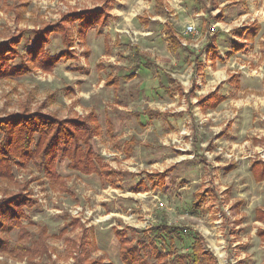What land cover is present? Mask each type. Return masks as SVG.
Masks as SVG:
<instances>
[{"label": "rangeland", "instance_id": "obj_1", "mask_svg": "<svg viewBox=\"0 0 264 264\" xmlns=\"http://www.w3.org/2000/svg\"><path fill=\"white\" fill-rule=\"evenodd\" d=\"M114 1L107 25L91 29L85 40L79 39L77 25L71 27L70 55L51 71L37 65L21 77L0 81V121L29 113L89 123L94 114L100 126L92 141L94 154L116 173L102 177L74 171L68 159L43 164L39 153L19 159L22 164L13 165L10 180L0 176V208L10 200L22 203L19 219L14 209L0 211V264H75L83 238L89 260L123 264L115 232L142 236L163 223L199 232L218 264H264V223L256 219V211L264 208V183L255 181L251 159L239 161L237 153L227 154L234 143H256L258 136L264 140V0H161L164 7L157 0ZM105 2L112 0H0V44L18 42L10 66L27 62L36 32L45 35L64 16ZM242 18L245 24L258 22L262 30L247 52L232 56L231 46L238 41L230 33ZM165 23L177 32L196 26L188 46L177 54L168 49ZM211 38L223 60L216 70L205 54ZM65 50L62 35L53 34L44 52L57 56ZM137 51L147 64L137 79L121 81L117 89L107 87L109 75L131 74ZM202 51L205 73L195 76L194 57ZM230 76L237 77L239 88ZM194 79L199 97L221 85L227 100L216 112L202 114L173 92L178 85L190 91ZM147 110L170 116L150 121L132 115ZM214 140L225 149L215 169L203 159ZM170 168L163 187L148 180ZM108 178L113 184L106 183ZM208 181L221 195L219 209L211 203L205 210L194 209L196 194ZM11 213L14 218L8 220ZM193 241L182 233L173 245L167 243L165 252H191Z\"/></svg>", "mask_w": 264, "mask_h": 264}, {"label": "trees", "instance_id": "obj_2", "mask_svg": "<svg viewBox=\"0 0 264 264\" xmlns=\"http://www.w3.org/2000/svg\"><path fill=\"white\" fill-rule=\"evenodd\" d=\"M112 3H104L99 8L92 10H84L82 12H73L62 18L61 24H56L50 32H36L34 34L35 44L28 52V60L22 63L20 67H11L10 60L14 57L13 50L18 47V42L15 44H0V81L13 77H21L25 72L32 71L37 65H40L44 70L51 71L53 65L58 61L70 55V49L74 46V34L71 30L73 25L78 26L79 39L85 40L88 32L93 28H104L111 18L110 8ZM221 16H219L220 18ZM208 23V21H207ZM262 27L258 23H253L244 28H236L231 32V35L241 41L232 44V53L238 54L245 52L255 39L258 37ZM60 34L63 37L65 52L57 56H47L44 52L46 43L50 40V36ZM169 46L173 51H177L181 47V43L172 29L168 30ZM213 39L209 42L206 49L207 57L212 61H217V47L213 43ZM203 51L195 59V71L201 73L203 64L200 57ZM201 55V56H200ZM140 66H136L135 71L123 78L109 75L106 81V86L117 89L121 79L125 82L132 81L137 77L136 71ZM182 94L184 90L178 89ZM193 94L187 95V100L190 101ZM226 100L219 91H215L206 97L200 98L198 106L203 112L214 111ZM26 114V116H12L6 120L0 121V176L10 180L12 177V169L14 164H22L19 159L24 158L29 160L31 157H36L43 164L47 162H58L62 159L69 160L70 166L74 171L84 172L85 174H98L102 177L108 175H116L115 172L108 171V167L104 165L102 159L97 153L94 154V146L92 141L97 137L100 131V126L97 117L92 114L89 119L91 124L85 120L75 119L68 122L54 121L47 116H35V114ZM147 115L152 117H162L165 114L159 112H147ZM137 117H140L138 114ZM40 117L41 120L36 119ZM34 118V119H32ZM40 121V122H39ZM111 132V131H110ZM95 133H98L94 135ZM131 142L126 148L127 153L133 152ZM32 146L35 147L32 151ZM173 172V168L166 170L163 173H154L148 176V180L155 187H163L166 177ZM54 173V172H52ZM252 173L256 182L264 181V164L254 163L252 165ZM52 178L53 175H51ZM114 178V177H113ZM109 179V178H108ZM106 183L114 182L109 179ZM113 184V183H112ZM219 200V193L214 188L196 194L194 209H203V206L208 202H216ZM14 200L6 201L5 205L0 208V211H5L9 214L14 209V213L19 219L21 213H18L20 205L14 204ZM205 210V209H203ZM7 217V219H11ZM14 218V217H13ZM12 218V219H13ZM256 219L264 222V209H259L256 212ZM5 221V219L3 218ZM21 220V219H20ZM155 231V232H154ZM131 238L123 236L120 231L115 232V236L120 242V260L123 264H218V260L213 253L205 248L206 240L199 232H192L188 228L169 227L166 223L155 227V230L143 232L140 236L137 231H133ZM182 233L192 235L194 241L192 243L191 252L178 253L170 249L165 252L167 243H174L175 238H179ZM155 234V235H154ZM122 235V236H121ZM264 237V232L260 233ZM85 239L81 240L76 246V261L75 264H98L96 260L88 259V252L85 250ZM160 242V244L157 243Z\"/></svg>", "mask_w": 264, "mask_h": 264}, {"label": "crops", "instance_id": "obj_3", "mask_svg": "<svg viewBox=\"0 0 264 264\" xmlns=\"http://www.w3.org/2000/svg\"><path fill=\"white\" fill-rule=\"evenodd\" d=\"M112 5H111V8H110V14H111V18H112V9H113V5L115 4V1L114 0H112ZM157 4H158V6H160V7H162L163 6V2L161 1V0H157ZM103 5H104V3H103ZM164 7V6H163ZM211 13V10H208L207 11V14L209 15ZM221 15V14H220ZM219 15V16H220ZM210 16V15H209ZM110 18V19H111ZM219 18V17H218ZM207 21H208V23H207ZM204 23H206V26L208 27V25H209V23H210V19H209V17L206 19V20H204ZM253 23H258V22H256V21H254V22H252V23H248V24H245L244 23V18H242V20L240 21V26L239 27H235L234 29H236V28H244V27H247V26H250L251 24H253ZM259 24V23H258ZM260 26H261V24H259ZM262 27V26H261ZM169 29H172V31H174L175 32V35H176V37L178 38V40H179V42L181 43V47H180V49H178L177 51H173V50H171L170 49V46H169V38H170V36H169V34H168V30ZM233 29V30H234ZM232 30V31H233ZM165 31H166V35H167V37H168V49H169V51L171 52V53H174V54H177L183 47H187L188 46V41H187V37L189 36V35H191V34H187L186 33V28H185V30H184V32L182 31V32H177L176 30H175V28H174V26H172V24H169V23H165ZM231 31V32H232ZM231 34V33H230ZM260 35V34H259ZM258 35V36H259ZM232 36V35H231ZM207 37V36H206ZM232 38L234 39V40H237L238 42H236V43H240L241 41H239L238 39H236V38H234L233 36H232ZM257 39V38H256ZM255 39V40H256ZM212 40V38L209 40V42ZM214 41V40H213ZM235 42V41H234ZM233 42V43H234ZM214 43V45L216 46V44H215V41L213 42ZM254 43H255V41L253 42V43H250V45L249 46H253L254 45ZM208 46H209V43H208ZM248 46V47H249ZM217 47V46H216ZM217 50H218V48H217ZM247 50H248V48H247ZM247 50L245 51V52H247ZM245 52H242V53H238V54H243V53H245ZM190 54H193V52H189ZM201 53V52H200ZM199 53V54H200ZM199 54L198 55H195V57H194V73H195V76H204V73H205V66H204V64H203V62L201 61V57H200V61L202 62V64H203V71L201 72V73H197L196 71H195V59L197 58V56H199ZM206 54V53H205ZM216 54H217V51H216ZM238 54H233L232 53V46H231V54L230 55H232V56H235V55H238ZM194 55V54H193ZM135 58H134V60H135V65H134V67H133V70H132V72H131V74L135 71V68H136V66H140L139 68H138V70L136 71V73H137V77H138V75H139V70L142 68V67H146V65L147 64H143L142 62H141V56H140V53L137 51L136 52V54H135ZM217 56H218V60L217 61H212V60H210L208 57H207V55H206V60L208 61V63H209V65L211 66V67H213V69L214 70H216L217 69V64L219 63V62H221V63H223V60L221 59V57H220V55L219 54H217ZM217 72V71H216ZM131 74H129V75H131ZM129 75H126V76H129ZM113 76H115V75H113ZM116 77V76H115ZM123 77H125V76H123ZM122 76L120 77V78H123ZM137 77L135 78V79H137ZM135 79H133L132 81H134ZM169 79L173 82V83H175V80L172 78V77H169ZM121 81H123V82H125L123 79H121ZM120 81V82H121ZM132 81H129V82H126V83H130V82H132ZM230 83H235V85H236V87L237 88H239L240 87V83L237 81V77L236 76H230ZM105 85H106V82H105ZM182 88L183 90H184V93L182 94L180 91H178V89L179 88ZM220 87H221V85L219 86V87H217V88H215L213 91H211V92H209L207 95H205V96H201V97H199L198 95H197V93H196V91L199 89V87H198V84H197V81H196V79H194L193 80V82H192V87H191V89H190V91H186V89L182 86V85H178L175 89H173V92H177L179 95H180V97L182 98V99H184V101L190 106V107H192V106H196V107H198V109L200 110V112L202 113V114H208V113H213V112H216L218 109H219V107L222 105V104H224L225 102H226V100H227V98H226V96L224 95V94H222V92L220 91ZM219 91V93L222 95V96H224L225 98H226V100L218 107V109H216V110H214V111H208V112H203L202 110H201V108L198 106V101H199V99L200 98H203V97H206V96H208L209 94H211V93H213V92H215V91ZM193 94V97H191V100L190 101H188L187 100V95L188 94ZM193 100H195V103L193 104ZM159 112V113H162V114H165L164 116H162V117H152V116H150L149 117V115H147V112ZM139 115L140 117H137L136 115ZM134 117H136V118H138V119H142V118H147V119H149L150 121H152V120H158V119H161V118H164V117H169L170 116V114L169 113H167V112H160V111H155V110H147V111H145V112H143V113H135V114H132ZM219 138V137H218ZM223 145V143H221L220 142V140H214V141H212L211 142V144H208V146H207V148L205 149V151H204V153H203V159H207L208 161H207V163L209 164V165H211L214 169H215V167H218V166H220V164L219 163H217L218 162V159H219V156H222V155H224V151H225V149H224V147L222 146ZM230 149H232V150H230ZM233 153V155H236V153H237V155H240L241 156V158H239L240 160L239 161H241V160H248V159H251L252 160V165L254 164V163H263L264 164V140H263V138H261V136H258V138H257V141H256V143H255V140L254 141H247V142H245V143H242V145H240V146H238V144L236 145V143H234V144H232V146H230V147H227V154L228 153ZM225 159H226V156L224 157ZM238 160V159H237ZM230 161L232 162V161H234V159H230ZM252 165H251V170H252ZM214 169H213V171H214ZM163 173V172H162ZM253 174V173H252ZM255 179V178H254ZM259 183V182H258ZM260 183H264V181L263 182H260ZM210 188H214V189H216L217 191H218V193H219V190H218V188L215 186V184L213 185V184H211L209 181L208 182H206V184H205V186H204V189L205 190H203V191H206V190H208V189H210ZM219 200L221 201V195H220V193H219ZM216 201V202H208V203H206V204H212V207H216V208H218L219 209V204H220V201ZM205 204V205H206ZM262 209H264V208H262ZM258 211V210H257ZM256 211V212H257ZM229 213V212H228ZM226 216V215H225ZM224 216V217H225ZM215 217L217 218V219H220L221 217H222V215L221 214H216L215 215ZM258 221V220H257ZM258 222H261V221H258ZM262 223V222H261ZM264 223V222H263Z\"/></svg>", "mask_w": 264, "mask_h": 264}, {"label": "built area", "instance_id": "obj_4", "mask_svg": "<svg viewBox=\"0 0 264 264\" xmlns=\"http://www.w3.org/2000/svg\"><path fill=\"white\" fill-rule=\"evenodd\" d=\"M196 26H195V24H190V25H188L187 26V28H186V33L187 34H195L196 33Z\"/></svg>", "mask_w": 264, "mask_h": 264}]
</instances>
